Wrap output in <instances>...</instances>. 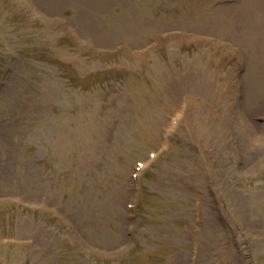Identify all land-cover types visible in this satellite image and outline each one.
Returning <instances> with one entry per match:
<instances>
[{"label": "rangeland", "instance_id": "obj_1", "mask_svg": "<svg viewBox=\"0 0 264 264\" xmlns=\"http://www.w3.org/2000/svg\"><path fill=\"white\" fill-rule=\"evenodd\" d=\"M253 5L0 0V264H264Z\"/></svg>", "mask_w": 264, "mask_h": 264}, {"label": "bare ground", "instance_id": "obj_2", "mask_svg": "<svg viewBox=\"0 0 264 264\" xmlns=\"http://www.w3.org/2000/svg\"><path fill=\"white\" fill-rule=\"evenodd\" d=\"M259 0H253V2H254V5H253V8H255L256 7V10L261 14V15H263L262 17H261V19L259 20V21H257L256 22V24L255 25H253L254 23V21L255 20H253L252 19V21L249 19V16L248 15H245V16H247V17H244V23L245 24H248V25H250V31H251V28L253 29V31H252V35L254 36V39L256 40V39H258V38H263L264 39V6L262 5V4H260L259 2H258ZM261 7H260V6ZM252 8V9H253ZM247 9V8H246ZM260 15V16H261ZM257 33H259V34H255L256 32ZM254 40H252V42H253ZM256 41H259V40H256ZM259 44H261V43H259ZM196 69H198L197 70V72H198V75L200 74V73H202V71H201V69H199V68H197L196 67ZM200 77V76H199ZM200 80H202V78L200 77ZM198 83H201V81H199ZM200 93V92H199ZM202 93H204V91H202L201 92V94ZM205 94V93H204ZM196 95H198V94H196ZM201 96V95H200ZM204 96V95H203ZM193 98H195V99H197L198 97H193ZM200 98H203L202 96L200 97ZM201 101V100H200ZM181 102L182 101H180L179 102V104H181ZM170 109L166 112V116H167V124L163 127V128H161L160 129V131H161V133L163 132V130H164V128L165 127H167L169 124H168V119H169V117L171 116H177L178 115V113H179V109H180V105H177V104H171L170 105ZM259 107V105H257V107L256 108H258ZM170 117V118H171ZM183 118V117H182ZM181 119V118H180ZM179 119V120H180ZM146 162V161H145Z\"/></svg>", "mask_w": 264, "mask_h": 264}]
</instances>
